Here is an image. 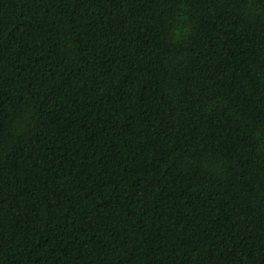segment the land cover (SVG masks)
Returning a JSON list of instances; mask_svg holds the SVG:
<instances>
[{"label":"trees","instance_id":"obj_1","mask_svg":"<svg viewBox=\"0 0 264 264\" xmlns=\"http://www.w3.org/2000/svg\"><path fill=\"white\" fill-rule=\"evenodd\" d=\"M0 264H264V0H0Z\"/></svg>","mask_w":264,"mask_h":264}]
</instances>
